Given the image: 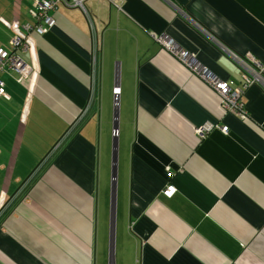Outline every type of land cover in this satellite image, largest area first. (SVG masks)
Here are the masks:
<instances>
[{
	"label": "crops",
	"instance_id": "crops-1",
	"mask_svg": "<svg viewBox=\"0 0 264 264\" xmlns=\"http://www.w3.org/2000/svg\"><path fill=\"white\" fill-rule=\"evenodd\" d=\"M34 1L0 0V48ZM84 7L58 6L33 52H16L31 84L1 74L0 264H264V89L243 80L264 78V0ZM160 35L242 89L245 118Z\"/></svg>",
	"mask_w": 264,
	"mask_h": 264
},
{
	"label": "built area",
	"instance_id": "built-area-1",
	"mask_svg": "<svg viewBox=\"0 0 264 264\" xmlns=\"http://www.w3.org/2000/svg\"><path fill=\"white\" fill-rule=\"evenodd\" d=\"M84 2L85 0H35L33 2L32 10L30 11L32 23L23 25L21 29L16 24H6L7 28L12 32V37L9 40L8 49L0 48L1 99H9V96L5 91L4 82L1 79V74L9 75L11 73L17 77V82L19 83H22L23 81H29L30 84L32 83L33 69L31 65L24 62L16 52H33V36H41L54 27L55 22L51 13L55 12L58 6L79 9L82 12H85ZM21 30L23 32H21ZM154 40L162 49L168 51L176 60L210 85V87L217 93L223 111L233 112L242 119L245 118L243 105L240 103L242 89L232 88L227 82L221 81L214 76L207 74L206 70L195 63L194 56L180 49L167 35H160L155 37ZM234 60L238 63L240 62V59L238 58H234ZM243 80L248 84L257 83L264 89V78L260 73H257L254 70L246 68L243 71ZM113 95L114 99H117L119 95V89L117 87L113 89ZM214 127L217 126L206 123L200 128L195 129V133L199 138H203ZM220 130L222 133L226 134L228 128L223 126ZM174 193L175 188L173 186H167L163 191L164 197L168 199L171 198Z\"/></svg>",
	"mask_w": 264,
	"mask_h": 264
},
{
	"label": "water",
	"instance_id": "water-1",
	"mask_svg": "<svg viewBox=\"0 0 264 264\" xmlns=\"http://www.w3.org/2000/svg\"><path fill=\"white\" fill-rule=\"evenodd\" d=\"M118 88V87H117ZM115 105H117V99H115ZM116 113V115H115V120L117 119V112H115ZM113 129H114V135H116V132H117V127H116V125L115 126H113ZM113 148L115 149L116 147H115V144L113 145ZM115 152V151H114ZM116 162V159H115V157L113 156V158H112V163L114 164ZM112 178L114 179V173H113V175H112ZM114 229H112V234H111V249H112V251H111V254L113 253V246H114V231H113ZM110 261H111V264H113V259H112V257H111V259H110Z\"/></svg>",
	"mask_w": 264,
	"mask_h": 264
},
{
	"label": "rangeland",
	"instance_id": "rangeland-1",
	"mask_svg": "<svg viewBox=\"0 0 264 264\" xmlns=\"http://www.w3.org/2000/svg\"><path fill=\"white\" fill-rule=\"evenodd\" d=\"M78 10H79V9H78ZM80 11H81V10H80ZM7 49H8V48H7ZM4 75H5V77H4L5 79H9V80H11L10 77H13V79L15 78L13 75H12V76H10V75H6V74H4ZM118 129H119V124H118ZM114 234H115V241H116V240L119 241L121 237H120L119 233H118V235H117V233H116V223H115ZM114 257H115V248H114Z\"/></svg>",
	"mask_w": 264,
	"mask_h": 264
}]
</instances>
